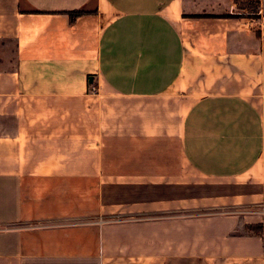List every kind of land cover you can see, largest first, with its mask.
Wrapping results in <instances>:
<instances>
[{"label":"crops","instance_id":"1","mask_svg":"<svg viewBox=\"0 0 264 264\" xmlns=\"http://www.w3.org/2000/svg\"><path fill=\"white\" fill-rule=\"evenodd\" d=\"M258 204L264 0H0V264H264Z\"/></svg>","mask_w":264,"mask_h":264},{"label":"rangeland","instance_id":"2","mask_svg":"<svg viewBox=\"0 0 264 264\" xmlns=\"http://www.w3.org/2000/svg\"><path fill=\"white\" fill-rule=\"evenodd\" d=\"M223 2H226L228 4L234 3L235 4V11H238L239 13H242L245 11L246 12L252 11L255 9V5H256V0H223ZM43 111H44L43 109H42V111H40L41 116L38 118V121L36 123L38 125L42 124V126L44 124V121L46 120ZM35 112H36V109L30 108L29 112L27 111V115L24 117V120H26L27 122H28V119L33 120L32 123L34 124L35 123L34 122L35 117H33V114ZM84 120L86 123L87 119L85 118ZM76 122H77L76 117L69 116V123H76ZM27 134H28V131H27L26 135ZM85 134L88 135L87 133H85ZM44 135H45V133H44V130L42 128L41 131L39 132V134H37V136L40 140H44ZM69 135H72V133H69ZM75 135H76V133H74V136ZM88 140L89 139L86 137L85 142H87ZM229 209L237 212V216H239L240 218H247V217L253 216L254 220H259L260 221L259 225L256 224V225H253L251 227L252 231H257L259 228H261L262 224L264 225V205L263 204H258V205H253V206H251V205L246 206L245 205V206L231 207Z\"/></svg>","mask_w":264,"mask_h":264},{"label":"trees","instance_id":"3","mask_svg":"<svg viewBox=\"0 0 264 264\" xmlns=\"http://www.w3.org/2000/svg\"><path fill=\"white\" fill-rule=\"evenodd\" d=\"M83 13L82 12H80V11H75V12H70V13H68V15L70 16V19L71 20H73L74 18H76V17H78V16H80V15H82Z\"/></svg>","mask_w":264,"mask_h":264},{"label":"water","instance_id":"4","mask_svg":"<svg viewBox=\"0 0 264 264\" xmlns=\"http://www.w3.org/2000/svg\"><path fill=\"white\" fill-rule=\"evenodd\" d=\"M89 82H92V79L91 78H89Z\"/></svg>","mask_w":264,"mask_h":264}]
</instances>
